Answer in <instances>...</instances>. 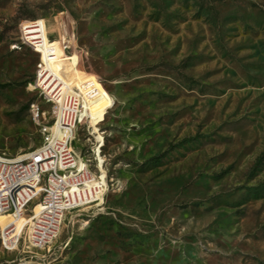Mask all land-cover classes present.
<instances>
[{
	"label": "rangeland",
	"instance_id": "rangeland-1",
	"mask_svg": "<svg viewBox=\"0 0 264 264\" xmlns=\"http://www.w3.org/2000/svg\"><path fill=\"white\" fill-rule=\"evenodd\" d=\"M34 20L49 70L76 74L88 118L70 145L104 186L40 245L22 228L33 202L0 215L22 228L0 264H264V0H0L9 155L41 141L28 103L48 113Z\"/></svg>",
	"mask_w": 264,
	"mask_h": 264
},
{
	"label": "built area",
	"instance_id": "built-area-1",
	"mask_svg": "<svg viewBox=\"0 0 264 264\" xmlns=\"http://www.w3.org/2000/svg\"><path fill=\"white\" fill-rule=\"evenodd\" d=\"M36 23L21 24V33L39 55L32 86L48 103V113L36 101L28 103L30 116L41 133L40 143L13 155L0 152V212L15 219L24 214L29 203L37 205L22 228L26 227L32 244L40 245L56 233L66 210L96 201L104 181L101 174L90 169L89 159L79 156L70 145L75 127L88 118L86 104L73 82L54 74L42 60L41 32ZM44 55L53 56L51 46ZM22 228L12 234V223L0 226L4 246L17 241Z\"/></svg>",
	"mask_w": 264,
	"mask_h": 264
},
{
	"label": "crops",
	"instance_id": "crops-1",
	"mask_svg": "<svg viewBox=\"0 0 264 264\" xmlns=\"http://www.w3.org/2000/svg\"><path fill=\"white\" fill-rule=\"evenodd\" d=\"M52 72L59 77H62L63 75V77L67 78L68 80H72L73 78L76 77V74L71 72L68 68L65 69V68L60 67V68L52 70Z\"/></svg>",
	"mask_w": 264,
	"mask_h": 264
},
{
	"label": "trees",
	"instance_id": "trees-1",
	"mask_svg": "<svg viewBox=\"0 0 264 264\" xmlns=\"http://www.w3.org/2000/svg\"><path fill=\"white\" fill-rule=\"evenodd\" d=\"M263 155H264V151L261 152V153L256 157V159H255L254 162H253L252 167H255L257 164H259V163L261 162V159H262ZM262 185H264V180L262 181ZM258 189H259V188L255 187V192H256V193H258V192H257ZM256 193H254V194H256Z\"/></svg>",
	"mask_w": 264,
	"mask_h": 264
},
{
	"label": "bare ground",
	"instance_id": "bare-ground-1",
	"mask_svg": "<svg viewBox=\"0 0 264 264\" xmlns=\"http://www.w3.org/2000/svg\"><path fill=\"white\" fill-rule=\"evenodd\" d=\"M36 206H37V205H34V208H35ZM3 214H5V213H1V212H0V215H3ZM20 216H22V215H20ZM20 216H19V217H20ZM19 217H17V218H19ZM17 218H15V219H17Z\"/></svg>",
	"mask_w": 264,
	"mask_h": 264
}]
</instances>
